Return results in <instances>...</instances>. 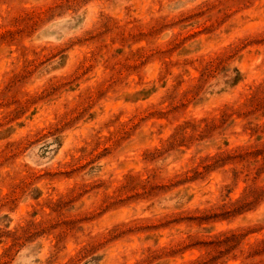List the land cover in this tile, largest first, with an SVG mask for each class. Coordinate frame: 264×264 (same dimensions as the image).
Instances as JSON below:
<instances>
[{"label": "rangeland", "instance_id": "rangeland-1", "mask_svg": "<svg viewBox=\"0 0 264 264\" xmlns=\"http://www.w3.org/2000/svg\"><path fill=\"white\" fill-rule=\"evenodd\" d=\"M0 264H264V0H0Z\"/></svg>", "mask_w": 264, "mask_h": 264}]
</instances>
